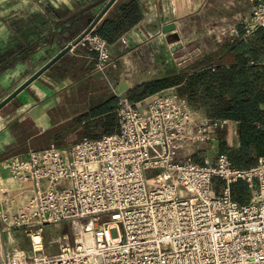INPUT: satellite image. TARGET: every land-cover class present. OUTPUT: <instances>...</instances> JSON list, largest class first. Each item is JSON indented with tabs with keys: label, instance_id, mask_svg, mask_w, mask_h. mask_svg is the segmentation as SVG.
<instances>
[{
	"label": "built area",
	"instance_id": "built-area-1",
	"mask_svg": "<svg viewBox=\"0 0 264 264\" xmlns=\"http://www.w3.org/2000/svg\"><path fill=\"white\" fill-rule=\"evenodd\" d=\"M239 24L246 33L264 26V2ZM77 44L96 52V71L115 66L100 35L89 31ZM117 112L112 134L4 159L6 171L33 183L11 226L29 233L34 224H85L91 242L81 234L54 254L33 242L31 256L14 251L2 264H264V155L251 167L226 153L203 164L178 160L230 120L197 115L172 88L137 102L123 97ZM237 181L248 200L233 199Z\"/></svg>",
	"mask_w": 264,
	"mask_h": 264
},
{
	"label": "crops",
	"instance_id": "crops-1",
	"mask_svg": "<svg viewBox=\"0 0 264 264\" xmlns=\"http://www.w3.org/2000/svg\"><path fill=\"white\" fill-rule=\"evenodd\" d=\"M108 1L30 0L32 7L35 8L34 16L25 12L6 19L4 35L7 33L11 38L14 34L15 37L18 26V36L20 40L26 42H22L23 48L30 44L35 56L38 57L36 68L28 76L68 43L77 39ZM137 2L142 8L141 18L137 24L110 44V48L118 47L121 50L114 59L115 66L109 65L102 72L96 71L94 69L96 52L76 44L7 103L18 100L15 114L9 118H0L4 120L0 121V263L14 248L23 251L25 256L33 254L30 250L28 252L30 247L28 232L23 227L11 226L9 220L14 212L22 208L20 204L17 206L13 204V197L23 195L27 188L31 193L33 183L6 171L2 166L4 159L13 155H23L30 150L45 149L50 145L61 147L82 139H98L116 132L119 100L123 97L127 98L128 90L153 78L145 72L141 79L139 75H135L137 70H132L134 65L132 59L128 57L132 52L142 53L147 65L150 66L157 60L165 67L172 44L168 43L166 34L162 33V25L172 22L177 30L178 18L183 17L190 10H198L202 7V0L196 4L188 0H173V13V11L166 12L164 9L166 4H163L165 12H162L159 0H137ZM112 5L101 15L90 31L96 33L97 27L103 22ZM168 7L171 5L168 4ZM135 27L145 35V39L135 31ZM28 35L31 38L29 44L26 41ZM244 35L247 41L259 40L261 44L257 54L258 59L251 57L250 49L242 51L244 61H248L244 64V69L250 71L253 68L264 73V40L257 38L255 31L244 32ZM198 58L200 57L195 59ZM18 60L22 61L20 58ZM231 65L230 62L226 63L227 67ZM163 70L165 72V69ZM261 107L264 109V104ZM203 112L202 109L196 110L197 115H204L201 114ZM227 126L238 146L237 124L230 121ZM5 216L8 217L7 220L4 219ZM70 224V222L42 226L34 224L32 231L57 232L53 235L57 242L55 250L49 251L42 245L45 253L54 254L59 251L63 243L67 242V234L65 232L62 234V230Z\"/></svg>",
	"mask_w": 264,
	"mask_h": 264
},
{
	"label": "rangeland",
	"instance_id": "rangeland-1",
	"mask_svg": "<svg viewBox=\"0 0 264 264\" xmlns=\"http://www.w3.org/2000/svg\"><path fill=\"white\" fill-rule=\"evenodd\" d=\"M188 1L196 4L200 0ZM259 2H264V0H202V7L198 8V10H190L183 17L177 19L178 23L176 31L179 35L178 38H175L170 34H166V40L168 41V43L172 44V48L174 46L177 47L174 50L171 48V52H168L165 67L163 63H160L157 60L154 64H151L149 66L145 61L144 54L132 52L130 57H128L132 59L134 65V68L132 70H137L135 75H139L140 79L144 72L152 77H158L163 74L176 73L180 70L188 69L190 66H192L196 57L213 54L219 49L223 48L225 45L236 43V41L238 43H242L241 48L243 50L255 46L256 48L259 47L260 49V42L258 40L255 42L252 41L251 44H247V38L244 35L245 30H243V27H241V25L239 24V17L241 15H249L251 13L252 5ZM163 4H166V6H164L166 12L173 11L174 13L173 0H159L160 9L162 12H165V10L163 9ZM168 4L169 6L171 5V7H168ZM25 12H28L32 16L35 15V8L32 7L30 0L28 2H25V0H0V100L6 94H8L22 79L27 77L37 66L38 57L35 56V51L29 44L31 43V38L29 37V35L27 36L26 40L28 42L27 44L29 45L26 48H23V43L26 42L20 40V37L18 36V26H16L17 34L15 37L13 36L14 34L11 36V38L7 33L6 35H4V28L6 27L4 25V21H6V19L10 17L24 14ZM110 47L111 46L109 43V48ZM160 51L162 53V50ZM110 52L111 58L114 61L115 57L121 53V50L118 47H112L110 48ZM19 58L22 59V61H19ZM161 58L163 57L161 56ZM210 68L214 69L212 66H210L209 69ZM163 69H165V72ZM220 76L221 74L217 73L213 79L214 90L216 91V93H220L221 91L218 88L219 79L217 78ZM254 77L255 74L253 72L245 71L242 75L240 74L238 76V79L250 80ZM171 88L177 93L174 87L165 88V90ZM237 91L238 87L235 88V86L233 85L228 89H223L221 92V97H229L235 95ZM17 104L18 100H13L12 102L4 106L0 110V118H9V116L15 114ZM191 108L193 111L198 110L194 107ZM201 114L207 116L205 112ZM0 121L3 122L4 120L1 119ZM228 133L229 145L237 147L235 138L232 135L230 128L228 129ZM72 143L61 147H66ZM229 153L232 154V151H227L228 155ZM219 155L220 152L218 148V140L215 136L213 139L205 140L202 143H199L197 146L188 145L183 150L178 151L177 159L203 164L205 162L216 161ZM215 186L219 192L223 190L222 181H220L219 179L215 180ZM246 191L247 194L243 197V201L248 200L250 196L248 187ZM29 193L30 189L27 188L23 195L13 197V204L15 206L20 204L22 207H25L30 195ZM64 232L67 234V242L65 243L70 245L74 243L75 238L82 234L81 230L75 229L72 224L62 230V234ZM34 233L39 232L29 231L27 236L28 246H30L28 247V252L29 250L30 252H33L32 235ZM55 233L57 232L53 230L43 231L39 233L43 236L41 238L42 241L38 244H34V246L37 247L40 245H44L45 249L49 251L53 249L55 250L57 247V242H55V237L53 236L55 235ZM76 233H78L79 235L77 234L76 236ZM14 251L21 250L14 248L12 252ZM0 264H2V262Z\"/></svg>",
	"mask_w": 264,
	"mask_h": 264
},
{
	"label": "trees",
	"instance_id": "trees-1",
	"mask_svg": "<svg viewBox=\"0 0 264 264\" xmlns=\"http://www.w3.org/2000/svg\"><path fill=\"white\" fill-rule=\"evenodd\" d=\"M141 15L142 8L137 0H117L97 27L96 33L111 44L137 24ZM255 34L264 40V26L256 29ZM237 43L225 45L213 54L195 59L188 69L153 77L128 90L127 98L137 102L162 89L174 87L191 107L204 110L210 118H226L237 124V147L229 145L227 125L217 129L219 152L227 154L231 150L229 156L235 166L251 167L264 155V109L261 107L264 104V73L252 68L250 72L255 74L253 79H238L246 71L244 64L248 61H244L242 43ZM249 43L252 42L247 41ZM249 49L251 57L258 59L259 47ZM228 62L232 64L230 67L226 66ZM210 66L214 69H209ZM217 73L221 74L217 77L220 93L214 90L213 79ZM233 85L238 87L235 95L221 97L222 90ZM246 189L243 181L234 183L231 186L233 199L242 202L247 194Z\"/></svg>",
	"mask_w": 264,
	"mask_h": 264
},
{
	"label": "water",
	"instance_id": "water-1",
	"mask_svg": "<svg viewBox=\"0 0 264 264\" xmlns=\"http://www.w3.org/2000/svg\"><path fill=\"white\" fill-rule=\"evenodd\" d=\"M115 0H109L106 5L103 7L102 11L98 14V16L89 24V26L83 31V33L75 39L73 42L68 43L63 49H61L57 54L51 57L47 62H45L42 66H40L36 71H34L30 76H28L22 83H20L16 88H14L10 93L4 96L0 100V109L6 105L9 101H11L20 91L26 88L33 80H35L40 74H42L46 69H48L56 60H58L65 53L70 51L74 45L82 38L83 35L88 33L97 20L101 17V15L107 10V8L114 2ZM135 31L141 36L142 39H145V35L137 28H134ZM162 33L170 34L175 38H178L179 35L176 31V25L172 22L166 23L161 27ZM177 46H174L172 49L174 50Z\"/></svg>",
	"mask_w": 264,
	"mask_h": 264
},
{
	"label": "bare ground",
	"instance_id": "bare-ground-1",
	"mask_svg": "<svg viewBox=\"0 0 264 264\" xmlns=\"http://www.w3.org/2000/svg\"><path fill=\"white\" fill-rule=\"evenodd\" d=\"M88 225H82L81 227V233H82V237L87 241V242H91V235H90V231H88L87 228ZM32 240L35 244H38L42 241L41 239V235L39 233H34L32 235Z\"/></svg>",
	"mask_w": 264,
	"mask_h": 264
}]
</instances>
